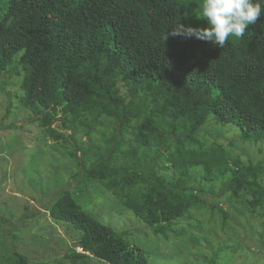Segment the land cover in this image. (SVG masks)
<instances>
[{"label":"trees","instance_id":"1","mask_svg":"<svg viewBox=\"0 0 264 264\" xmlns=\"http://www.w3.org/2000/svg\"><path fill=\"white\" fill-rule=\"evenodd\" d=\"M201 3L0 0V79H20V105L46 137L65 140L58 122L80 127L89 142L69 154L83 182H99L164 237L194 207L225 224L228 212L214 200L224 194L228 206L264 217V159L244 161L203 135H232L233 127L241 143L264 142V15L221 49L195 37L163 41L178 20L206 26L194 15ZM47 210L80 233L81 252L66 253L73 263H147L139 246L85 211L68 188ZM10 258L30 264L17 248Z\"/></svg>","mask_w":264,"mask_h":264},{"label":"rangeland","instance_id":"2","mask_svg":"<svg viewBox=\"0 0 264 264\" xmlns=\"http://www.w3.org/2000/svg\"><path fill=\"white\" fill-rule=\"evenodd\" d=\"M19 80L12 75L0 79V264H14L13 248L24 253L30 264H75L66 253L81 252L74 246L80 233L54 220L47 210L64 188L85 211L139 246L147 254L146 264H209L212 258L214 264H264V226L257 223L264 217H253L240 204L228 206V194L214 199L228 212L225 224L215 212L194 207L171 224L164 237L138 221L99 182H83L80 165L69 151L89 139L80 127L64 128L60 122L55 127L65 140L46 137L20 105ZM232 132L203 135L244 161L264 159V142L244 144L233 127ZM92 138L101 143L98 133ZM88 263L107 264L97 258Z\"/></svg>","mask_w":264,"mask_h":264},{"label":"clouds","instance_id":"3","mask_svg":"<svg viewBox=\"0 0 264 264\" xmlns=\"http://www.w3.org/2000/svg\"><path fill=\"white\" fill-rule=\"evenodd\" d=\"M264 0H202L196 18L206 21V26H192L180 20L171 24L168 35L183 38L195 37L223 48L230 37L242 38L250 25L264 15Z\"/></svg>","mask_w":264,"mask_h":264},{"label":"bare ground","instance_id":"4","mask_svg":"<svg viewBox=\"0 0 264 264\" xmlns=\"http://www.w3.org/2000/svg\"><path fill=\"white\" fill-rule=\"evenodd\" d=\"M49 11V10H48ZM70 61V60H69ZM85 64V63H84ZM79 75V74H78ZM84 78V77H83ZM88 80V79H87ZM86 81V80H85ZM5 95V94H4ZM134 106H135V104H134ZM143 106V105H142ZM105 139V138H104ZM110 140V139H109ZM75 149V148H74Z\"/></svg>","mask_w":264,"mask_h":264}]
</instances>
